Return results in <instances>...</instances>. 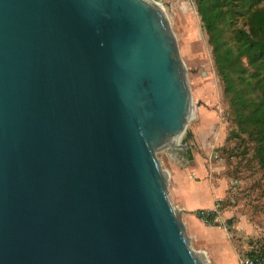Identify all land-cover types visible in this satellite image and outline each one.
<instances>
[{"label":"water","instance_id":"95a60500","mask_svg":"<svg viewBox=\"0 0 264 264\" xmlns=\"http://www.w3.org/2000/svg\"><path fill=\"white\" fill-rule=\"evenodd\" d=\"M192 107L151 0H0V264H205L156 154Z\"/></svg>","mask_w":264,"mask_h":264},{"label":"rangeland","instance_id":"374dc122","mask_svg":"<svg viewBox=\"0 0 264 264\" xmlns=\"http://www.w3.org/2000/svg\"><path fill=\"white\" fill-rule=\"evenodd\" d=\"M154 1L163 7L177 39L193 106L180 146L156 153L169 173V200L185 223L191 248L206 254L205 264H245L246 257L260 253L264 245V170L234 118L197 0ZM239 22L248 30L242 16ZM225 28L226 41L236 49L232 26ZM239 63L247 74L254 70L246 57ZM196 167L204 173H196ZM206 181L222 191L214 215L201 213L211 222L195 219L185 208V187Z\"/></svg>","mask_w":264,"mask_h":264},{"label":"trees","instance_id":"16d2710c","mask_svg":"<svg viewBox=\"0 0 264 264\" xmlns=\"http://www.w3.org/2000/svg\"><path fill=\"white\" fill-rule=\"evenodd\" d=\"M239 129L253 144V152L264 170V0H197ZM244 18V25L239 22ZM226 26H232V41L225 39ZM223 52V53H222ZM246 57L254 70L247 74L240 58ZM236 75V76H235ZM199 210L197 215L211 222ZM210 214V217L212 215ZM262 250H264V245Z\"/></svg>","mask_w":264,"mask_h":264},{"label":"crops","instance_id":"0c3cea01","mask_svg":"<svg viewBox=\"0 0 264 264\" xmlns=\"http://www.w3.org/2000/svg\"><path fill=\"white\" fill-rule=\"evenodd\" d=\"M196 173H204L202 167L195 168ZM195 173V174H196ZM186 209L192 211V215L195 219L199 220L197 211L199 210H215L218 201L221 199V189L212 188V186L206 181L201 186L185 187ZM220 196V197H219ZM196 212V213H195Z\"/></svg>","mask_w":264,"mask_h":264},{"label":"built area","instance_id":"2783aa9c","mask_svg":"<svg viewBox=\"0 0 264 264\" xmlns=\"http://www.w3.org/2000/svg\"><path fill=\"white\" fill-rule=\"evenodd\" d=\"M245 264H264V250L246 257Z\"/></svg>","mask_w":264,"mask_h":264},{"label":"bare ground","instance_id":"6f19581e","mask_svg":"<svg viewBox=\"0 0 264 264\" xmlns=\"http://www.w3.org/2000/svg\"><path fill=\"white\" fill-rule=\"evenodd\" d=\"M152 1V3L153 4H156L163 12H165L164 11V9H163V7L160 5V4H158L157 2H155L154 0H151ZM182 137V134L178 137V139H177V141L173 144V145H171V146H174V147H179L180 146V138ZM204 256H206V254L205 253H202Z\"/></svg>","mask_w":264,"mask_h":264}]
</instances>
